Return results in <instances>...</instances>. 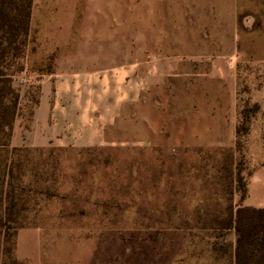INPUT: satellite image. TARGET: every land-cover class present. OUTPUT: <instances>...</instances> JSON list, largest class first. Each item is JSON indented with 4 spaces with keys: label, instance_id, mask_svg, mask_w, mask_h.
I'll list each match as a JSON object with an SVG mask.
<instances>
[{
    "label": "rangeland",
    "instance_id": "374dc122",
    "mask_svg": "<svg viewBox=\"0 0 264 264\" xmlns=\"http://www.w3.org/2000/svg\"><path fill=\"white\" fill-rule=\"evenodd\" d=\"M157 53L236 56L231 135L205 92L215 79L169 73L160 104L144 101V59ZM61 64L79 68L61 73ZM4 68L20 97L21 139L54 74L79 76L82 105L99 108L61 132H97L90 143L15 145L11 137L3 151L20 210L17 264L252 262L256 246L228 221L245 208L244 231L264 222L249 211L264 205L245 203L251 183L264 179V0H32L29 30Z\"/></svg>",
    "mask_w": 264,
    "mask_h": 264
},
{
    "label": "crops",
    "instance_id": "0c3cea01",
    "mask_svg": "<svg viewBox=\"0 0 264 264\" xmlns=\"http://www.w3.org/2000/svg\"><path fill=\"white\" fill-rule=\"evenodd\" d=\"M184 55H176L167 57L162 53L150 54L144 59L143 63V88L144 101L147 103L154 102V106L163 99V93L167 90L166 82L169 73L173 75H191L192 77H209L215 79L216 83L212 88L205 90L207 93L214 95L207 96L208 100L216 105L212 107L214 113L225 119L223 125H227V134L231 135L235 127L236 118V91L237 80L235 74L236 56L233 53H223L219 55H191L184 58ZM77 64H61L57 70L61 72L66 69L76 70ZM81 67V66H80ZM135 65L132 70L135 71ZM81 78L75 74L64 76L59 73L49 76L43 80L42 93L39 105L35 110V123L33 130L22 135L23 140L29 143L34 142V145H46L49 142L57 145H64V141H84L91 142L97 138V132L92 136H82L79 132H73V135H62L65 127L75 128L77 123L80 124L81 118L91 114L97 115L98 106H93L91 109L82 105V101L87 102V97L79 94V82ZM187 92H195V86H187ZM199 89V88H198ZM75 93V96H68V93ZM198 92V91H196ZM223 93L224 96H219ZM136 97V96H135ZM133 97V99H135ZM92 98V97H91ZM224 100V101H222ZM89 101L92 100L89 99ZM90 103V104H91ZM68 119V122L65 119ZM102 123V117H101ZM99 122V124H101ZM93 126V122L91 123ZM96 125V124H94ZM96 128V127H94ZM161 132V131H160ZM21 130L15 123L14 132L12 135L13 144H21ZM101 136V135H100ZM221 139V137L217 138ZM256 182H259L256 183ZM251 198L245 201L248 205H264V198L258 194L264 191V179L255 180L250 185ZM263 198V199H262Z\"/></svg>",
    "mask_w": 264,
    "mask_h": 264
},
{
    "label": "trees",
    "instance_id": "16d2710c",
    "mask_svg": "<svg viewBox=\"0 0 264 264\" xmlns=\"http://www.w3.org/2000/svg\"><path fill=\"white\" fill-rule=\"evenodd\" d=\"M32 0H0V264H17L19 261L14 256L15 235L17 233V221L20 213L18 202L14 195V188L10 183L13 174V167L5 159L3 151L10 146L13 134L14 121L18 113L19 93L12 85L11 75L4 68V63L10 51L19 47L20 39L29 30ZM258 107V106H256ZM249 129L248 115L237 126V134L247 133ZM240 141V140H239ZM239 149L241 142H238ZM242 168L238 167V181L241 189L245 190ZM244 197V194H243ZM248 209L241 208L237 218L242 217V212ZM264 217V208L250 209ZM236 218V219H237ZM231 216L228 225H232L240 232V241L249 242L256 248H250L252 262L250 264H264V252L258 249L261 242L264 249V234L260 236L263 219L253 226L252 229L244 231L241 227V219ZM236 222V224H235ZM263 224V225H262ZM261 227V228H260ZM258 248V249H257Z\"/></svg>",
    "mask_w": 264,
    "mask_h": 264
}]
</instances>
